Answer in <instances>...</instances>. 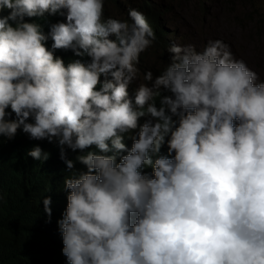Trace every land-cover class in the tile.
<instances>
[{"label":"clouds","instance_id":"9594fccd","mask_svg":"<svg viewBox=\"0 0 264 264\" xmlns=\"http://www.w3.org/2000/svg\"><path fill=\"white\" fill-rule=\"evenodd\" d=\"M107 1L0 0V137L59 148L66 264H264V80L221 39L173 43L163 19L167 61L144 68L152 26Z\"/></svg>","mask_w":264,"mask_h":264},{"label":"trees","instance_id":"16d2710c","mask_svg":"<svg viewBox=\"0 0 264 264\" xmlns=\"http://www.w3.org/2000/svg\"><path fill=\"white\" fill-rule=\"evenodd\" d=\"M128 3L145 15L157 36L148 49H166L170 32L163 25L164 9L149 0H143L140 5L132 0ZM122 9L120 0H108L104 15L107 17L111 12L110 16L127 19V13L121 15ZM40 22L47 30V23ZM57 54L66 60L73 55L71 50H57ZM34 144L49 152L47 160H34L27 155ZM68 155L74 157L75 153L69 151ZM64 167L59 148L53 143L31 140L19 130L12 140L5 142L0 137V264H66L56 223L67 203L63 178L68 173L63 171ZM44 195L52 197L50 222L43 212Z\"/></svg>","mask_w":264,"mask_h":264},{"label":"rangeland","instance_id":"374dc122","mask_svg":"<svg viewBox=\"0 0 264 264\" xmlns=\"http://www.w3.org/2000/svg\"><path fill=\"white\" fill-rule=\"evenodd\" d=\"M132 1L140 5L143 0ZM153 1L168 14L163 20L175 37L173 43H192L201 49L209 39H221L264 80V0ZM168 55L152 49L144 68H162L160 61L166 62Z\"/></svg>","mask_w":264,"mask_h":264},{"label":"bare ground","instance_id":"6f19581e","mask_svg":"<svg viewBox=\"0 0 264 264\" xmlns=\"http://www.w3.org/2000/svg\"><path fill=\"white\" fill-rule=\"evenodd\" d=\"M171 14V13H170ZM168 15V14H167ZM155 29V28H154Z\"/></svg>","mask_w":264,"mask_h":264}]
</instances>
